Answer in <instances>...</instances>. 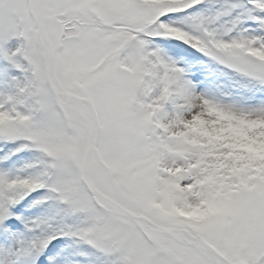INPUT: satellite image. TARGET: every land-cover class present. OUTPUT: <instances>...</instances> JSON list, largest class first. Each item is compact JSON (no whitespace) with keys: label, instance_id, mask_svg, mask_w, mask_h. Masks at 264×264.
Returning a JSON list of instances; mask_svg holds the SVG:
<instances>
[{"label":"snow or ice","instance_id":"6c2138e0","mask_svg":"<svg viewBox=\"0 0 264 264\" xmlns=\"http://www.w3.org/2000/svg\"><path fill=\"white\" fill-rule=\"evenodd\" d=\"M0 264H264V0H0Z\"/></svg>","mask_w":264,"mask_h":264}]
</instances>
